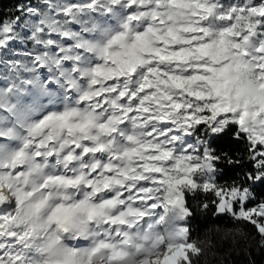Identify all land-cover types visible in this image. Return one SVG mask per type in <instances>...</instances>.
I'll list each match as a JSON object with an SVG mask.
<instances>
[{
  "label": "snow or ice",
  "instance_id": "snow-or-ice-1",
  "mask_svg": "<svg viewBox=\"0 0 264 264\" xmlns=\"http://www.w3.org/2000/svg\"><path fill=\"white\" fill-rule=\"evenodd\" d=\"M190 198L264 248V0L0 16V264H196Z\"/></svg>",
  "mask_w": 264,
  "mask_h": 264
},
{
  "label": "trees",
  "instance_id": "trees-1",
  "mask_svg": "<svg viewBox=\"0 0 264 264\" xmlns=\"http://www.w3.org/2000/svg\"><path fill=\"white\" fill-rule=\"evenodd\" d=\"M18 2L0 0V16L10 15ZM189 203L194 211L190 220L192 238L203 242L201 246L205 249L196 264H264V248L259 246V236L250 225L214 216V209L201 211L199 199L190 198Z\"/></svg>",
  "mask_w": 264,
  "mask_h": 264
}]
</instances>
